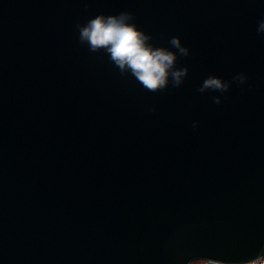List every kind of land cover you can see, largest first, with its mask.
Returning a JSON list of instances; mask_svg holds the SVG:
<instances>
[{
  "label": "water",
  "instance_id": "1",
  "mask_svg": "<svg viewBox=\"0 0 264 264\" xmlns=\"http://www.w3.org/2000/svg\"><path fill=\"white\" fill-rule=\"evenodd\" d=\"M120 11L189 48L179 87L147 92L78 42ZM261 19L264 0H0V264L263 257Z\"/></svg>",
  "mask_w": 264,
  "mask_h": 264
},
{
  "label": "clouds",
  "instance_id": "2",
  "mask_svg": "<svg viewBox=\"0 0 264 264\" xmlns=\"http://www.w3.org/2000/svg\"><path fill=\"white\" fill-rule=\"evenodd\" d=\"M134 20V13L130 11L108 15L97 14L83 24H76L78 42L87 45L91 52L106 53L108 60L121 75L130 74L147 92L164 91L169 83L172 87H179L188 73V68L177 67V61L180 57L189 56V48L181 42L179 36H171L168 39L169 47L154 45L152 35L138 28ZM256 31L258 35L264 34V19L259 20ZM246 79L242 72L237 73L231 81L209 75L197 91L224 93L233 81L243 84ZM212 100L216 104L221 102L218 96H213ZM149 111L154 112L155 108H150ZM195 126L194 121L193 127ZM191 264H217V262L200 259L191 261ZM242 264H264V257Z\"/></svg>",
  "mask_w": 264,
  "mask_h": 264
},
{
  "label": "rangeland",
  "instance_id": "3",
  "mask_svg": "<svg viewBox=\"0 0 264 264\" xmlns=\"http://www.w3.org/2000/svg\"><path fill=\"white\" fill-rule=\"evenodd\" d=\"M264 257V256H263ZM260 259V258H259ZM198 260V259H197ZM255 260H257V259H255ZM193 261V260H192ZM251 261H253V260H251ZM234 264H242V262H240V263H234Z\"/></svg>",
  "mask_w": 264,
  "mask_h": 264
},
{
  "label": "trees",
  "instance_id": "4",
  "mask_svg": "<svg viewBox=\"0 0 264 264\" xmlns=\"http://www.w3.org/2000/svg\"><path fill=\"white\" fill-rule=\"evenodd\" d=\"M190 264H191V262H190Z\"/></svg>",
  "mask_w": 264,
  "mask_h": 264
}]
</instances>
